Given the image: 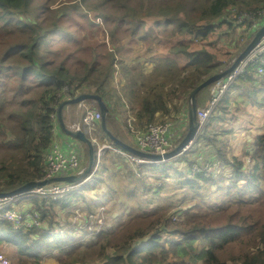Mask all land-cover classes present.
Masks as SVG:
<instances>
[{
	"label": "trees",
	"instance_id": "16d2710c",
	"mask_svg": "<svg viewBox=\"0 0 264 264\" xmlns=\"http://www.w3.org/2000/svg\"><path fill=\"white\" fill-rule=\"evenodd\" d=\"M76 2L78 4L69 0L68 3L73 4L71 6L61 3L53 9L59 17L54 14L53 18L44 19L40 15L44 10L51 9L50 0H0V150H7L15 165L7 172H0V179L6 177V182L0 183V192L42 177L44 153L53 141L50 114L57 113V107L65 101L58 96L64 86H67L70 97L73 98L85 93V90L80 89L83 82L94 85L92 93L99 94L109 108L106 126L118 138L119 133L113 128L117 125L116 104L109 100L113 92L108 85L115 64L113 49L111 48L109 60L104 67L99 64L94 66L95 63H92L90 67H84L82 74L74 72L67 64L75 52L62 53L59 59L55 57L60 54L57 49L64 51L70 43L78 45L75 34L57 23L61 16L67 15L70 8L78 9L77 5L82 4L86 9L98 11L111 3L118 13L99 11L106 21L112 20L110 16L115 17L111 35L118 25L127 22L130 34L138 35L148 42L147 48L154 61L149 70L150 76L139 65L130 67L119 61L125 83L121 86L117 99L122 96L129 101L139 124L157 120V117L169 114L171 109L178 111L180 108L175 106V100L182 95L189 97L198 84L229 66L243 51L251 36L242 45L236 42L231 47L218 44L222 40L221 33L226 34L224 37L228 36V42L231 41L235 23L233 19L227 20L223 15L231 6L240 10L264 8V0H95L93 3L75 0ZM260 3L262 5L255 8ZM45 14H42L43 17ZM20 15L30 16L32 21H25ZM106 35L108 38L107 32ZM60 39L66 42L53 49V44ZM98 57L96 54L95 59ZM254 83L259 85L252 86ZM242 85H249L252 95H262L261 101L264 102V78H256L253 70L249 69L235 80L228 91ZM228 91L220 106L221 113L215 116V120L226 119ZM239 94L248 97L240 92ZM86 101L93 102L98 108L95 101ZM180 106L188 108L187 104ZM196 107L199 108L197 97ZM6 137L9 138L4 141ZM202 139L205 147L211 145L216 148L214 155L217 156L221 171L215 177L212 168H204L203 171L186 177L181 184L188 186V194L194 195L201 191L200 195L203 197L207 196L210 186L218 184L215 189L224 196L222 201H213L211 204L196 201L191 207L182 210L181 218L175 217L180 210L167 216L155 217L139 214L134 216L129 213L122 218V214H119L111 227L106 218L108 226L97 234L87 236L88 239H85V233L79 236L83 239L67 236L66 240L51 241L46 248L58 253L66 250L67 256L81 264L86 259L93 263L99 259L103 261L102 264H264V132L257 135L253 142L254 149L248 153V167H244L245 159L226 157V151L221 149L224 146L215 141L216 133H204ZM201 147L196 144L191 152L202 153L199 151ZM188 156L192 158L188 165L201 163L198 154L197 157ZM85 157L87 163L86 145ZM170 161L163 164L169 165ZM128 172L134 176L130 169ZM145 176L155 179L154 183L159 185V178L155 174ZM97 179L84 188L90 189L95 187L96 182H104L102 177ZM241 179L243 181L239 183ZM143 184L145 183L141 181L139 186L143 187ZM143 188L141 195L151 189ZM129 193L135 196L136 190ZM55 202L62 204L61 201H52L40 208L43 217L49 215V234L54 233L53 223L56 227L58 225V220L52 216ZM86 210L91 212V209ZM1 227L6 229L9 236H18L30 245L46 236L39 235L35 239V233L42 232L38 229L23 232L11 229L8 224ZM161 230L167 234L164 238ZM0 240L4 238L0 237ZM78 249H83V253L72 254ZM41 255L35 252L32 257L38 259ZM43 258L44 256L37 261Z\"/></svg>",
	"mask_w": 264,
	"mask_h": 264
},
{
	"label": "rangeland",
	"instance_id": "374dc122",
	"mask_svg": "<svg viewBox=\"0 0 264 264\" xmlns=\"http://www.w3.org/2000/svg\"><path fill=\"white\" fill-rule=\"evenodd\" d=\"M50 1L51 9L46 11L44 10L43 13H46L45 17H43V13H41L40 18H53L55 14L53 9L57 8V6H59L61 3L65 4L64 6L73 5L72 3H68L69 0ZM92 1L95 2V0H88V2ZM72 2L74 4H78V2L75 3V0H72ZM261 5L262 4L260 3L259 5H256L255 8ZM77 6H79L78 9L70 8V11L67 13V15L61 16L57 20V23L65 30L75 34V39L78 42V45L70 43L67 44L68 47L64 51L63 49H57V53L60 54H57L55 57L56 59H59L61 58L62 53L68 54L72 51L75 52L74 55L69 58L67 64L74 69V72L82 74L84 67H90L92 66V63H95L94 66L99 64L101 67H104L109 60V52L111 48L113 49L112 52L114 53L115 64L110 80L108 81V85L112 89L113 96L109 100L115 102V117L119 119L117 120L118 126L123 127L121 119H123L124 114H133V111L132 108H130L129 101L127 99H124L122 96H119L117 99V95H119V92L121 91L120 88L125 83L124 79L122 78L119 61L127 64L130 67L139 65L142 71L146 72V74L150 76L149 70L152 67L154 61L151 57V51L147 48L148 42L146 40L140 39L138 35L130 34L131 30L128 29L129 25L127 22L118 25L111 35V31L114 27L112 21H114L115 17L113 16L112 18L110 16V19L112 20L106 21L103 14L99 13V11L109 12V14L118 13L119 11L115 10L114 7L111 6V3L104 5L100 8V10L98 9V11L86 9V7L82 4ZM55 15L59 17V14ZM20 18L28 22L32 21L30 16L20 15ZM160 29L162 30L163 27ZM247 29V26H235L234 31L231 33L230 42L227 41L228 36L224 37L226 34L221 33L220 35L222 40L218 42V44L231 47L236 42L242 45L247 40L246 38L249 37ZM106 32L108 33V38ZM61 40L63 39L55 42L52 48L55 49L57 46H60L62 42H66ZM93 51L95 52L93 53ZM96 54L99 56L97 59H95ZM258 85L259 83H254V85L252 84V86ZM211 86L212 84L203 90V92L207 93L208 96L212 88ZM80 89L85 90V92H93L95 86L83 82ZM239 92L243 95H247L248 97L241 96ZM227 95L229 102L227 103L228 113L225 115L226 119L222 121L215 120L213 123V127H215L214 132H218L216 134V141L219 145L224 146V148H222L223 151L226 148V157H232V153L244 156L246 148L252 145L256 138V134L264 131V102L262 103L261 101L262 95H252L249 85H242L238 89L232 88V90L228 91ZM188 101V96H180L179 99L175 100L174 103L175 106L180 108L178 111H173L171 109L169 114L159 116L156 119H162L176 115L182 108H184H181L180 105H188ZM221 105H223V100L221 101L218 110L214 113L215 115H219L221 113ZM75 116L78 117L79 113H76ZM222 131L224 134L221 135ZM97 132H101L99 127H97ZM125 132L128 131L125 130ZM8 138L9 137H6L4 141H6ZM204 143L205 142H203V139L201 138L199 145L203 146L199 151H201V154L203 155L198 157V160L201 162L200 166L203 167L205 163L212 162V172H214V176L217 177L221 170L219 162L216 160L217 156L216 154L214 155L216 148L211 145L205 147ZM80 144L84 152L85 165L87 164L85 162V146L83 143ZM131 144L134 147H137L134 142H131ZM229 148L232 149V152H229ZM109 155L104 154L102 156L100 169L95 173L93 179L88 178L87 184H91L93 180H97V177H102L104 182H96L95 187L90 189H84L83 187L82 190L75 191V193L72 195V198L68 201L60 200L62 204L58 202L54 203L52 208V216L54 219L58 220L57 227L56 224L53 223L55 228L52 232L54 233L49 234V232H36L34 235L35 239L38 238L39 235L46 236L30 245V243L26 241L15 238L16 236L13 240V237L8 235L6 229L1 227L7 225L8 223L2 222L0 223V237L4 238V240H0V252L5 254L12 261V264H81L78 260L74 261L72 257L67 256L66 250L64 252L58 253L56 250L49 251L46 246L51 241L56 239L66 240L67 236L83 239V237L79 236L86 234L84 237H86L85 239H88L87 236L90 235L88 230H82V228L76 222H74V218L79 216V214L88 212L86 208L91 209V212H96L98 207L99 209L104 208V212H107V218L110 224L109 226L111 227L115 223L119 214H122V218H125L129 213H132L134 216L139 214L155 217L158 215L167 216L177 210H180L179 214H175V217L181 218L183 214L182 210L184 208L191 207L196 201L212 203L213 201L220 202L224 198L221 192H218L215 189L218 184H214L209 187L206 197L200 195L201 191L192 196L188 194V186L181 184V182L189 176L187 168L189 167L188 163L192 158L188 157L187 154L170 161L171 163H169V165L163 163L156 165L146 164L144 166H136L134 169H131V167L126 163L118 160V158H116L114 155ZM208 156L211 157L207 159ZM244 159L246 161L244 167H248L250 164L249 156L244 157ZM214 160L215 163L213 162ZM12 161L13 159L11 154H9L7 150H0V169H2L0 172H7L9 169L13 168L15 165L12 163ZM129 169L134 173V176L129 175ZM144 174H155L159 178V182L163 181L164 183L162 185H157L154 183L155 179L148 178V176H145ZM226 174L229 176V173ZM5 178L6 177L0 179V183H5ZM141 181L145 183L143 184V187L151 188L146 193L143 191L144 193L142 195L141 193L144 188L139 186ZM241 181H243V179H241L239 183H241ZM134 190H136V195L131 196L129 192ZM80 191L81 193L78 194ZM25 201V199L20 198L17 200V204L22 205L25 203ZM31 202L40 207L39 199L33 198ZM191 210L193 209L191 208ZM47 216L49 217V215ZM72 225H76V229H74ZM55 229L57 230L55 231ZM90 232L93 231L90 230ZM161 234L163 238L167 235L164 230H161ZM34 251L42 254L41 257L44 256V258L40 261H37L41 257L38 259L33 258L32 255H34ZM86 252L91 254L90 251ZM81 253H83V250L81 249L72 252L74 255ZM97 260L93 263L86 259L84 264L103 263V261L99 259Z\"/></svg>",
	"mask_w": 264,
	"mask_h": 264
},
{
	"label": "built area",
	"instance_id": "2783aa9c",
	"mask_svg": "<svg viewBox=\"0 0 264 264\" xmlns=\"http://www.w3.org/2000/svg\"><path fill=\"white\" fill-rule=\"evenodd\" d=\"M227 20H234L235 26H247L248 36L255 34L264 24V8L255 10H240L235 6H231L224 14ZM252 69L255 77H264V35L253 48L236 64V66L222 78L212 82L209 99L204 107H200L196 111V120L198 128L194 138L185 147L184 151L174 158L181 157L193 151L208 120L218 110V106L226 91L232 86L235 80ZM61 99H70V93L67 86H64L58 93ZM83 107V113L79 120L68 124L70 130H81L85 136L90 138L95 145L94 161L90 172L83 177L82 180L76 182H51L44 186L31 189L28 192L14 196L0 197V223L5 222L10 225L13 230L28 232L31 229H39L44 233L49 229V217H43L40 208L46 207L51 201L69 200L75 191L82 190V187L88 183V178L93 179L95 173L100 169L101 159L104 154L114 155L121 162L126 163L131 169L136 166L146 164H159L170 160H154L137 156L122 147L107 141L99 139L97 135V127L100 126L101 112L93 102L86 100L79 102ZM119 117V116H117ZM52 119L53 141L44 153L42 177L39 180L48 179L58 176H67L80 173L84 165V152L80 141H71L61 146L55 139L54 135L59 125L57 113L50 114ZM123 128L127 130L137 149L163 155L176 146L187 132L188 126V110L187 107L182 108L176 115L157 119L145 124H139L134 114L126 113L121 119ZM202 148V147H201ZM200 157L201 153H193L191 156ZM217 166V165H216ZM211 163H205L203 167L198 163H192L187 168L189 176L200 172L206 168L210 170ZM139 171V170H138ZM159 185L162 184L160 181ZM23 198L25 203L17 204V200ZM39 199L40 207L38 208L32 199ZM24 205V206H23ZM104 207V206H103ZM107 212L104 208H97L96 212H85L74 218L82 230H88L90 235H94L102 231L106 226ZM75 228L76 225H72ZM92 230L93 232H90ZM0 264H12V261L2 252H0Z\"/></svg>",
	"mask_w": 264,
	"mask_h": 264
},
{
	"label": "water",
	"instance_id": "95a60500",
	"mask_svg": "<svg viewBox=\"0 0 264 264\" xmlns=\"http://www.w3.org/2000/svg\"><path fill=\"white\" fill-rule=\"evenodd\" d=\"M264 35V24L255 32V34L252 36L251 40L249 43L246 45V47L243 49V51L235 58V60L227 67L224 69L219 70L218 72L212 74L205 80H203L200 84H198L190 93L189 96V101H188V127H187V132L183 139L170 151L166 152L163 155L156 154V153H151V152H145L142 150H139L125 142H122L121 140L117 139L106 126V115L109 113V108L102 99V97L99 94L95 93H81L78 94L77 96L67 99L63 101L58 107H57V118L59 125L64 129L66 134L69 136L73 137L74 139L84 143L87 148H88V160L87 164L85 165L84 169L78 173V174H71L67 176H58V177H52L48 179H43V180H30L27 182H24L17 188H14L12 190H7V191H2L0 192V197H8V196H14L18 195L21 193H25L30 191L31 189L39 186H44L47 185L51 182H76L78 180H81L84 176H86L93 165L94 161V153H95V145L91 142L90 138L85 136V134L81 130H70L66 128L63 120H62V109L64 106L68 104H76L84 100H93L97 103L98 108L101 112V121H100V128L102 132L110 139L112 140L115 144L119 145L123 149L137 155L143 158H148V159H154V160H160V159H166L170 160L177 155L181 154L185 147L189 144V142L194 138L198 124L196 120V97L198 92L202 89L210 85L212 82L222 78L225 76L227 73H229L239 62L240 59H242L252 48L253 46L259 41L261 36Z\"/></svg>",
	"mask_w": 264,
	"mask_h": 264
},
{
	"label": "crops",
	"instance_id": "0c3cea01",
	"mask_svg": "<svg viewBox=\"0 0 264 264\" xmlns=\"http://www.w3.org/2000/svg\"><path fill=\"white\" fill-rule=\"evenodd\" d=\"M256 78H258V79H261V78H264V77H256ZM229 90V89H228ZM227 90V91H228ZM225 95V94H224ZM238 95V94H237ZM209 96H208V94L207 93H204L203 91L202 92H200L199 93V95L197 96V103H198V107L200 108V107H204L206 104H207V102H208V98ZM224 97V96H223ZM222 100H223V98H222ZM230 103H232V102H230ZM221 104V103H220ZM219 104V105H220ZM169 106H170V104H168ZM182 108V107H181ZM218 108H219V106H218ZM83 107H82V105L80 104V103H76V104H68V105H66V107L64 106L63 107V109H62V116H63V122H64V124H65V126H66V128H67V126H68V124H70L71 122H73V121H76V120H79L80 119V117H81V115H82V113H83ZM76 113H79V116L78 117H76L75 115H76ZM218 115V114H217ZM215 114L208 120V122H207V124H206V127L204 128V131H203V134L204 133H206V134H213V133H218V132H214V130H215V127H213V123H214V121H215ZM117 120H119L118 118H116V122H117ZM218 123V122H217ZM117 125H116V128H115V126H113V128L119 133V135H118V138H120L121 139V141L122 142H125V143H127V144H129V145H131V146H133L132 144H131V142H134L133 141V139H132V136L128 133V132H125V130H123L124 128L123 127H120V126H118V122L116 123ZM208 125V126H207ZM99 128H100V126H99ZM123 128V129H122ZM101 129V128H100ZM110 130L109 131H111V128H109ZM264 132V131H263ZM263 132H261V133H259V134H262ZM112 134V133H111ZM202 134V135H203ZM222 134H224V133H221V135ZM259 134H256V136L257 135H259ZM97 135H98V137L100 138V139H106L107 141H109V142H112L113 144H115L112 140H110L103 132H102V130H101V132L99 133V132H97ZM117 138V137H116ZM117 138V139H118ZM54 139L61 145V146H64V144L65 143H67V142H71V141H77L76 139H74L73 137H71V136H69L68 134H66V132L64 131V129L60 126V125H58V127H57V129H56V132H55V135H54ZM119 139V140H120ZM199 141H201V139H199ZM198 141V142H199ZM255 141V140H254ZM130 142V143H129ZM82 143V142H81ZM84 144V143H83ZM115 145H117V144H115ZM84 146H85V144H84ZM119 146V145H118ZM201 146H203V145H201ZM134 147V146H133ZM251 149V150H250ZM253 149H254V146H253V143H252V145H250V146H248L247 148H246V150H249V151H246L245 150V153H244V156H240V155H238V154H231V155H233V156H235V157H238V158H241V159H244V157H246V156H248L249 154L248 153H250V152H252L253 151ZM229 152H232V149H230L229 148ZM193 153H196V152H189L187 155H192ZM107 155H109V154H107ZM246 155V156H245ZM109 156H111V155H109ZM144 166V165H143ZM87 185V184H86ZM85 185V186H86ZM85 186H83V187H85ZM82 187V188H83ZM79 191V190H78ZM75 193V192H74ZM73 193V194H74ZM79 193H81V191L80 192H78V194ZM72 194V195H73ZM24 206V205H23ZM57 229H55V231H56Z\"/></svg>",
	"mask_w": 264,
	"mask_h": 264
},
{
	"label": "bare ground",
	"instance_id": "6f19581e",
	"mask_svg": "<svg viewBox=\"0 0 264 264\" xmlns=\"http://www.w3.org/2000/svg\"><path fill=\"white\" fill-rule=\"evenodd\" d=\"M175 71H176V70H175ZM175 71H174V72H175ZM162 73H163V72H162ZM174 74H175V73H174ZM167 75H168V74H167ZM168 76H169V75H168ZM175 76H176V75H175ZM171 78H172V77H171ZM185 79H186V78H185ZM151 80H152V79H151ZM180 80H181V79H180ZM178 82H179V81H178ZM178 82H177V83H178ZM191 82H192V81H191ZM199 82H200V81H199ZM182 84H183V83H182ZM164 85H165V84H164ZM166 87H167V86H166ZM175 87H176V86H175ZM162 88H163V87H162ZM239 88H240V87H239ZM166 89H167V88H166ZM180 90H181V89H180ZM161 91H162V90H161ZM159 94H160V93H159ZM159 94H158V95H159ZM155 95H156V94H155ZM159 98H160V97H159ZM163 107H164V106H163ZM163 110H164V109H163ZM48 112H49V111H48ZM151 114H152V113H151ZM220 119H221V118H220ZM223 120H224V119H223ZM207 126H208V125H207ZM48 133H49V132H48ZM49 134H50V133H49ZM209 137H210V136H209ZM209 137H208V138H209ZM252 138H253V137H252ZM214 140H215V139H214ZM215 141H216V140H215ZM216 144H217V143H216ZM226 144H227V143H226ZM219 147H220V146H219ZM221 149H222V148H221ZM225 150H226V148H225ZM225 150H224V151H225ZM223 153L225 154V152H223ZM188 157H189V156H188ZM222 157H223V156H222ZM251 158H252V157H251ZM221 164H222V163H221ZM224 164H225V163H224ZM219 166H220V165H219ZM233 166H234V165H233ZM172 168H173V167H172ZM222 169H223V168H222ZM163 170H164V169H163ZM257 175H258V174H257ZM210 176H211V175H210ZM215 177H216V176H215ZM97 178H98V177H97ZM210 179H211V178H210ZM97 180H98V179H97ZM97 180H96V181H97ZM101 180H102V179H101ZM208 180H209V179H208ZM210 181H211V180H210ZM216 181H217V180H216ZM188 182H189V181H188ZM192 182H193V181H192ZM194 182H196V181H194ZM205 182H206V181H205ZM207 183H208V182H207ZM224 186H225V185H224ZM234 187H235V186H234ZM84 189H85V188H84ZM239 189H240V188H239ZM242 189H243V188H242ZM257 189H258V188H257ZM257 189H256V190H257ZM243 190H244V189H243ZM190 191H191V190H190ZM249 191H250V190H249ZM252 192H253V190H252ZM196 193H197V192H196ZM196 193H195V194H196ZM239 193H241V192H239ZM254 193H255V192H254ZM107 194H108V193H107ZM186 194H187V193H186ZM195 194H194V195H195ZM251 194H252V193H251ZM81 195H82V194H81ZM192 195H193V194H192ZM192 195H191V196H192ZM186 196H187V195H186ZM80 197H81V196H80ZM126 197H127V196H126ZM205 197H206V196H205ZM209 197H210V196H209ZM102 200H103V199H102ZM128 200H129V199H128ZM247 200H248V197H247ZM89 204H90V203H89ZM210 204H211V203H210ZM144 208H145V207H144ZM178 214H179V213H178ZM117 216H118V215H117ZM211 218H212V216H211ZM151 219H152V218H151ZM215 219H216V218H215ZM209 220H210V219H209ZM198 221H200V220H198ZM154 222H156V221H154ZM203 223H204V222H203ZM131 231H132V230H131ZM64 232H65V231H64ZM64 232H63V233H64ZM63 233H62V234H63ZM4 234H5V233H4ZM13 234H14V233H13ZM210 234H211V233H210ZM47 235H48V234H47ZM19 237H20V236H19ZM59 237H60V236H59ZM5 238H6V237H5ZM7 238H8V236H7ZM15 238H18V236L15 237ZM53 238H55V237H53ZM11 239H12V238H11ZM13 240H14V237H13ZM15 240H16V239H15ZM172 240H173V239H172ZM91 241H92V240H91ZM113 241H114V240H113ZM150 241H151V240H150ZM152 241H153V240H152ZM166 241H167V240H166ZM168 241H169V239H168ZM16 242H17V240H16ZM147 242H149V241H147ZM45 243H46V242H45ZM110 244H111V243H110ZM144 244H145V243H144ZM152 244H153V242H152ZM85 245H86V244H85ZM85 245H84V246H85ZM148 247H149V246H148ZM116 249H117V248H116ZM82 250H83V249H82ZM84 250H85V249H84ZM136 250H137V249H136ZM143 250H144V249H143ZM98 251H99V250H98ZM141 251H142V250H141ZM34 252H35V251H34ZM78 253H79V252H78ZM97 253H98V252H97ZM214 256H215V254H214ZM75 257H76V256H75ZM88 258H89V257H88ZM110 258H111V257H110ZM108 260H109V259H108ZM70 261H71V260H70ZM111 261H112V260H111ZM66 262H67V261H66ZM79 262H80V261H79ZM118 262H119V261H118ZM59 263H60V262H59Z\"/></svg>",
	"mask_w": 264,
	"mask_h": 264
}]
</instances>
